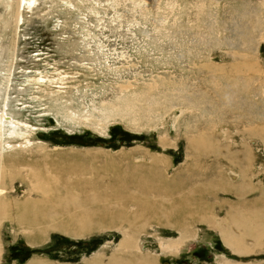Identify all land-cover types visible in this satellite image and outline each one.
Listing matches in <instances>:
<instances>
[{
    "label": "rangeland",
    "instance_id": "rangeland-1",
    "mask_svg": "<svg viewBox=\"0 0 264 264\" xmlns=\"http://www.w3.org/2000/svg\"><path fill=\"white\" fill-rule=\"evenodd\" d=\"M14 3L0 0V107L31 135L0 146V264H264V0ZM77 165L158 188L129 249L127 222L78 236L17 223L31 186Z\"/></svg>",
    "mask_w": 264,
    "mask_h": 264
},
{
    "label": "bare ground",
    "instance_id": "bare-ground-1",
    "mask_svg": "<svg viewBox=\"0 0 264 264\" xmlns=\"http://www.w3.org/2000/svg\"><path fill=\"white\" fill-rule=\"evenodd\" d=\"M12 2H15L13 7L15 10L16 7L21 10L24 6L32 7L35 0H12ZM17 19L21 22V13H18ZM40 79L43 81L42 77ZM7 99L8 97L3 99V105L0 107V146L2 150L11 148V144L7 143L6 139L4 140L5 135H8L9 139L13 138V140L23 138L27 140L25 143L30 142L29 136L31 135V126L28 121L20 117L17 118L14 114L9 115L13 112L10 110ZM2 156L3 152L0 153V159ZM60 169L63 171L62 175L58 169L56 171L57 174H60V179L57 178L56 174L45 173L44 176L48 182V187L43 185L44 183L40 180L36 186H31L30 193L32 196L17 204V223L26 227L33 234L41 235L46 233L48 228H56L78 236L95 231L96 228L124 226L127 222L134 231L123 244V247L129 249L133 246L135 234L139 231V228L135 224V228H133L131 222L135 223V218L143 217L144 213L154 206L152 202H147L143 198L148 192L158 191V188L152 186L154 183L138 182L137 192H130L128 190L129 185L134 180L125 178L124 175L118 172V169L114 170L113 175L100 172L94 167L86 170V167H81L80 165H77L76 168L65 167ZM3 175L0 176V223L7 216L5 203L6 179H4ZM125 189H127V192ZM132 204L135 207L137 205L138 211L131 215L129 207H133ZM227 230L221 231L225 243L227 242L233 246L234 250L238 251L241 249L242 251L245 245L242 244L243 239L239 238L241 236H233ZM177 245L176 242H173L170 247L176 248ZM135 247L144 252L140 241L136 242ZM1 261L2 252L0 249ZM119 263L117 261L112 264ZM126 263L122 262L121 264ZM135 263L154 264L155 260L143 254ZM88 264H96V260Z\"/></svg>",
    "mask_w": 264,
    "mask_h": 264
},
{
    "label": "crops",
    "instance_id": "crops-1",
    "mask_svg": "<svg viewBox=\"0 0 264 264\" xmlns=\"http://www.w3.org/2000/svg\"><path fill=\"white\" fill-rule=\"evenodd\" d=\"M244 223H245V222H244ZM244 223H243V225H244ZM246 226H247V225H246ZM246 228H248V227H246ZM234 231H237V230L234 228ZM248 231H249V230H248ZM251 231L254 232V234L256 235V233H255V231H254L253 229L250 230V232H251ZM250 232H247V234L250 233ZM239 236H241V237H239ZM237 237L242 238V239H243V243H244V241H245V239H244V238H245L244 235L239 234ZM243 237H244V238H243Z\"/></svg>",
    "mask_w": 264,
    "mask_h": 264
}]
</instances>
